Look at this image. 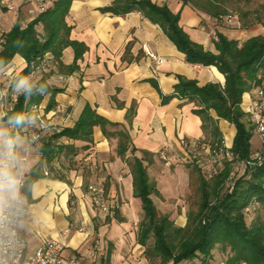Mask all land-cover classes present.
<instances>
[{
  "label": "crops",
  "instance_id": "obj_1",
  "mask_svg": "<svg viewBox=\"0 0 264 264\" xmlns=\"http://www.w3.org/2000/svg\"><path fill=\"white\" fill-rule=\"evenodd\" d=\"M53 0H46L51 2ZM113 0H73L67 23L72 26L70 38L83 42L88 50L77 61L78 69L71 74H61L62 79L51 71H44L48 84L61 88L54 97L56 106L46 113L49 126L71 127L80 115L84 104L88 103L96 113L110 122L123 125L130 137V144L137 157L148 152L149 162L144 160L150 180L156 183L160 191V158L158 151L166 148L170 153L182 152L180 139L212 140L209 133L202 129V121L194 113L197 107L186 98L174 97L167 103H161V95L173 93L177 76L196 80L198 86L207 83L224 85L225 78L217 67L194 65L185 62L184 55L167 39L159 26L152 24L140 12L114 15L101 12L100 8ZM154 3H167L173 11H179V24L190 38L214 51L212 34L221 33L229 39L242 42L250 36L264 35V26L234 28L219 25L215 20L201 13L190 5H182L181 0H151ZM16 11L0 9V27L9 31L19 20L24 26L38 13L35 0H16ZM127 50V58L123 55ZM159 58L153 60L148 53ZM64 65L73 61V51L66 47L62 51ZM0 72V90L5 92L0 97V112L6 110L11 82L26 66L25 60L14 55L10 64ZM54 70V71H53ZM36 70L31 73L34 82L42 77ZM252 93L246 92L241 97L240 107L244 111L250 103ZM49 95L41 102L46 106ZM135 102V115L126 120V112ZM216 120L223 142L231 146L235 134L234 126L218 119L214 112H209ZM32 127L18 133L26 138ZM44 130L43 132H47ZM93 141L88 148L85 143L69 141L77 148L75 164L67 173V181L55 177L43 176L31 186V202L24 197V212L19 222V233L28 253L40 243L42 237L53 236L66 244L64 256L75 257L80 264H100L102 258L110 256L106 264H137V255L144 247L136 240L137 225L142 218L140 199L133 196L132 176L127 160L117 155L116 136L106 138L100 127L93 128ZM61 142H68L61 139ZM18 158L26 156L25 163L15 172L25 175L40 159L38 148H29L27 142L16 152ZM175 171H182L177 166ZM186 185L188 169L184 168ZM102 186L110 203L118 208L123 222H117L112 213L101 212L93 206L88 193V186ZM182 184H175L168 193L178 194ZM16 192L0 194V211L3 204L13 198ZM159 199L160 197L152 196ZM155 203V201H154ZM156 205V203H155ZM160 211V206L156 205ZM183 223H181L182 225ZM139 256V255H138Z\"/></svg>",
  "mask_w": 264,
  "mask_h": 264
},
{
  "label": "trees",
  "instance_id": "obj_2",
  "mask_svg": "<svg viewBox=\"0 0 264 264\" xmlns=\"http://www.w3.org/2000/svg\"><path fill=\"white\" fill-rule=\"evenodd\" d=\"M72 1L48 2L27 24L22 26L17 20L6 32L0 51V72L9 66L14 55H19L27 66L16 78L39 70L43 75L36 83L47 85V90L42 94L37 92L30 97L19 95L17 101L7 106L8 114L23 111L34 115L31 105L41 104L44 97L49 95L46 106L42 107L46 121V113L56 106L54 97L62 89L48 84L44 71H51V68L55 67V73L67 75L78 69L77 61L82 59L88 47L83 42L70 38L72 26L67 23V17ZM180 2L213 19L228 13L229 0ZM0 9L6 10L1 6ZM100 11L124 16L133 11L140 12L144 18L160 27L167 39L183 53L185 62L217 67L225 78L223 86L214 82L198 86L196 80L177 76L178 81L174 85L173 93L162 94L161 103L165 104L174 97L186 98L193 102L197 107L193 111L200 117L202 129L213 137L212 140L200 141L207 143L211 149L222 147L223 138L216 120L209 112H214L218 119L233 125L235 134L229 149L232 158L229 162L224 161L216 174L207 172L195 162L186 163L187 183L192 190L190 197L195 200L188 207L185 225L177 226L169 214L156 208L152 199V196L161 197V194L156 183L150 180L143 164L144 160L150 161L146 157L148 152H142V157L135 156L136 149L131 146L124 126L100 117L95 109L86 103L71 127H62L56 132L47 125L48 131L45 133L43 131L46 129L42 130L38 147L40 159L25 175L21 194L28 203L32 201L31 186L34 181L43 177V165L54 172L55 178L67 181L66 172L75 164L73 159L78 153L76 146L69 141L83 142L85 144L82 148H88V144L93 141V128L98 126L106 138L117 137L118 156L122 158L127 152L132 155L127 164L132 176L133 196L140 199L142 210L135 241L144 247L143 254L146 259L157 260L158 264H180L200 257V264H207L212 258L213 250L219 246L222 251L227 252L224 264H264V218L258 215L250 224L245 220L247 215L258 208L264 212V154H260L259 161L253 158L250 115L240 107L244 93L250 92L253 87L264 85V35L257 34L239 42L216 33V38H212L214 51H210L190 38L179 24V11L173 12L167 3L157 4L151 0H113L109 5L100 8ZM263 11L264 9L262 12L239 11L241 27H251L254 24L264 26ZM66 47L73 51V61L68 65L61 61L62 51ZM127 50L126 48L122 57L125 60ZM43 62L46 63L44 68ZM134 115L135 102H132L127 109L126 120L130 122ZM246 121L249 125H246ZM35 129L36 125L29 134ZM61 139L68 142H61ZM239 163L245 164L243 172L230 180L233 167ZM226 183L227 189L223 190ZM254 202L257 205L251 211L244 212V208ZM110 212L117 222H123L115 204L110 207ZM150 239L152 244H149ZM109 256L108 252L100 264H106Z\"/></svg>",
  "mask_w": 264,
  "mask_h": 264
},
{
  "label": "built area",
  "instance_id": "obj_3",
  "mask_svg": "<svg viewBox=\"0 0 264 264\" xmlns=\"http://www.w3.org/2000/svg\"><path fill=\"white\" fill-rule=\"evenodd\" d=\"M42 10L48 2L44 0H35ZM0 6L8 11H16V0H0ZM219 25L228 27L241 28V23L237 13H225L219 15L214 19ZM6 30L0 27V51L5 42ZM212 38H216L215 33L212 34ZM148 55L155 61H159V58L152 53L147 52ZM46 63H42L44 68ZM59 79L62 76L59 75ZM264 79V77H263ZM252 93L251 100L244 112L250 115L254 131L264 143V85L253 87L250 91ZM17 101V94L11 89L8 93V104L12 105ZM8 105V106H9ZM31 110L36 117V129L32 131L27 137V145L29 148H38L42 138V130L47 128V123L43 118L42 105L33 104ZM6 112V110H4ZM51 130L58 132L59 127L51 126ZM180 145L182 146V152L180 154L170 153L166 148L158 151L159 158L165 165L170 166L175 162H195L200 167H205L211 174L218 172V167L222 165L224 161L231 160L232 155L229 152L230 146L224 142L222 147L211 149L207 143L200 141L199 139H190L185 141V138L180 139ZM253 158L259 161L261 155L254 153ZM20 163L23 164L26 161V156L19 158ZM244 169L245 164H239ZM253 165V163H251ZM233 170V169H232ZM43 176L54 177V172H51L46 165L41 168ZM20 172L17 176L19 180V188L17 194L5 202L0 211V264H80L75 257L64 256V250L66 244L58 237L44 236L42 237L36 248L28 253L25 249L24 242L19 233V222L24 212V196L21 194V188L24 185L25 178ZM234 172L230 173V180L233 179ZM232 183V181H231ZM88 193L90 201L93 206L101 212H109L112 204L107 199L102 186H88ZM257 203L244 208V212H249Z\"/></svg>",
  "mask_w": 264,
  "mask_h": 264
},
{
  "label": "rangeland",
  "instance_id": "obj_4",
  "mask_svg": "<svg viewBox=\"0 0 264 264\" xmlns=\"http://www.w3.org/2000/svg\"><path fill=\"white\" fill-rule=\"evenodd\" d=\"M227 6L229 13H237V15L239 11L262 12V9H264V0H229ZM246 122V125H249V123L252 124V121H249V123L248 121ZM253 125L254 124H252L253 136L251 138L252 153L257 152L259 154H264V143L255 133ZM187 164H194V162H188ZM239 164H236L233 167L232 171L234 172V179L237 178V176H239L243 172V168H241ZM177 166L182 167L181 172L174 170ZM184 168H187L186 163L184 162H175L170 166H167L160 159V191L163 190L164 195H161L160 201L159 199L154 198L156 205L160 206V212L169 214L170 218L174 221L175 225L177 226L185 225L186 212L188 211V207L193 203V200H195L194 197H190L192 196V190L190 189L189 185H186V177L185 173L183 172ZM205 170L209 172L207 168H205ZM175 184H182V189L178 194L172 195L171 193H168V190H171L173 186H175ZM225 189H227V183L225 184L223 190ZM107 199L110 200L109 197ZM258 215L264 218V212L262 210H259V208L255 212H252L246 216V223L250 224ZM181 223L183 224L181 225ZM138 225L136 226L137 230ZM149 244H152V239L149 240ZM138 255L136 258L137 264H158L157 260L146 259L143 253ZM226 257L227 252L222 251V249L217 246L213 250L212 258L207 264H224L226 261ZM180 264H200V257L191 261H183Z\"/></svg>",
  "mask_w": 264,
  "mask_h": 264
},
{
  "label": "clouds",
  "instance_id": "obj_5",
  "mask_svg": "<svg viewBox=\"0 0 264 264\" xmlns=\"http://www.w3.org/2000/svg\"><path fill=\"white\" fill-rule=\"evenodd\" d=\"M27 66V65H26ZM13 91L19 95L30 97L37 92L44 93L47 85L34 82L31 73L19 76L11 82ZM5 92L0 90V97ZM36 125V117L23 111L0 112V194L4 192H16L19 188V180L15 169L19 167L20 160L16 156L18 149H22L26 138L18 133Z\"/></svg>",
  "mask_w": 264,
  "mask_h": 264
}]
</instances>
